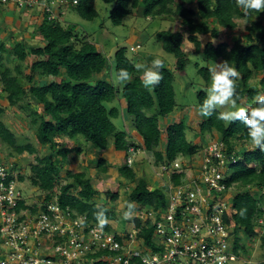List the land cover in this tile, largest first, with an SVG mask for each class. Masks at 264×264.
Instances as JSON below:
<instances>
[{
  "label": "trees",
  "instance_id": "1",
  "mask_svg": "<svg viewBox=\"0 0 264 264\" xmlns=\"http://www.w3.org/2000/svg\"><path fill=\"white\" fill-rule=\"evenodd\" d=\"M102 1L111 6L110 19L115 25H122L125 18L134 14L149 21L178 19L180 30H162L155 34L163 50L174 55V68L168 67L163 60L164 67L160 70L163 80L154 87H145L141 70L135 67L137 61L128 55L127 47L118 48L109 60L98 43L85 41L75 25H65L62 20H54L48 14L43 15V21L36 30L40 37L38 43H29L22 38L10 46L0 40V84L3 93L0 97L9 106L19 107L28 113L30 128L38 143L51 150L49 155L38 157L37 162L30 165L31 183L46 194V200L57 197L63 208H70L77 215H87L91 222L99 223L97 213H103L101 218L106 217L107 220L113 218L115 213L109 205L119 200V193L109 190L105 194L107 198H103L86 171L74 172L66 168L69 155L73 152L81 155L82 148H68L59 140L81 137L100 151L96 160L98 169L117 167L119 175L132 186L127 193L124 212H134L139 205L156 209L163 207L166 201L164 189L152 188L146 178H138L135 168L126 162L116 165L118 158H128L131 147L136 150L142 147L129 141V133L118 130L114 122L120 116V110L110 104L120 96L126 100V115L142 137L145 152L152 154L155 164L160 167L170 166L180 158L184 161L193 158L214 141H223L229 153L235 150V140L243 142L244 146L248 143L252 146L240 151L242 157L231 165L233 170L225 185L228 189H237L230 198L235 236L238 237L241 232L255 234L256 219L261 214L260 205L264 203V152L252 144L248 127L240 120L227 122L218 119L219 113L223 112L218 107L211 117L203 116L200 108L208 95L204 89L197 92L199 114L195 113L201 118L198 125L187 121L183 108L181 120L166 124L164 130L161 120L174 114L179 105L175 78L177 73H184L190 63L189 53L184 49L186 41L194 46L195 54H202L208 62L206 67L198 69L206 86L212 81L210 70L227 61L240 73V78L235 81L236 104L247 99L251 107L258 106L256 98L264 95V12L251 11L245 16L242 8L237 7L236 0ZM95 2L78 0V4L71 9L81 18L93 21L99 17ZM36 13H42V10L36 8L32 14ZM251 16L256 19L250 22L243 36L232 42L222 38L224 30L234 31L237 28L238 19ZM24 34L29 35L28 32ZM226 35L229 37V34ZM203 37L209 40L203 43ZM9 56L13 66L6 63ZM30 58L32 63L25 65ZM122 68L131 74V81L121 83L119 87L106 76L110 78L114 70L118 74ZM49 78L55 80L48 81ZM255 80L258 82L254 83ZM33 102L37 103L36 106ZM3 114L4 108L0 106V141L19 156L36 154L38 148L35 144L17 141L2 120ZM195 128L201 141L207 133L213 135L214 140L201 144L189 139L188 130ZM162 141L165 142L163 149ZM183 176L182 172H172V183L180 185ZM20 179L25 180L21 175ZM63 179L67 180L64 184L61 183ZM56 188H60L58 192ZM134 221L140 224L138 220ZM107 228H110L109 225ZM152 235V228L145 230L149 244ZM261 247L264 249V235Z\"/></svg>",
  "mask_w": 264,
  "mask_h": 264
},
{
  "label": "built area",
  "instance_id": "2",
  "mask_svg": "<svg viewBox=\"0 0 264 264\" xmlns=\"http://www.w3.org/2000/svg\"><path fill=\"white\" fill-rule=\"evenodd\" d=\"M76 4L78 0H0L1 6L39 8L54 20L56 10L66 12ZM140 48L131 46L132 51ZM135 151L129 150V166ZM199 155L200 163L195 155L160 167L162 176L182 172L181 184H167L163 207L139 205L130 218L133 229L125 235L111 232L109 223L100 228L87 215L63 208L57 197L30 203L18 186L14 165L0 162V264H236L242 253L225 181L242 155L236 148L229 153L223 141L211 142ZM193 169L195 175L188 176ZM260 208L255 235L261 239L264 203ZM150 228L151 244L145 237Z\"/></svg>",
  "mask_w": 264,
  "mask_h": 264
},
{
  "label": "rangeland",
  "instance_id": "3",
  "mask_svg": "<svg viewBox=\"0 0 264 264\" xmlns=\"http://www.w3.org/2000/svg\"><path fill=\"white\" fill-rule=\"evenodd\" d=\"M95 7L99 12V17L93 21H87L81 18L75 10L71 9L72 7H70L67 12L62 13H58L59 11L56 10L55 17L56 19L59 18L60 20H62L63 24L65 25H75L76 30H78L79 33L83 34L84 38H86V42L98 43V46L102 49L107 59L112 58L118 48L127 47L128 55L132 59L137 61V64H141L147 67L148 65H151L154 59L159 58L161 60H165L168 64V67L174 68L176 61L174 55L163 50L162 44L156 40L155 34L158 31L162 30H180L181 25L178 19H176L178 21H176L175 19L173 20L172 18H159L155 21L147 20L151 23H149L148 27H146L144 31H142L141 28H136V32L134 34L137 33L138 36L134 40L131 35L133 27L132 25L135 22L137 16L136 14L125 18L122 25H115L110 19V5L106 4L102 0H96ZM7 9H11V12L8 13L9 11ZM12 10H15L13 14ZM32 13L33 11L29 9L0 5V40L6 42L10 46H12L15 41H19L22 38H26V41L30 43H38L40 41V37L36 30L43 21L44 14L36 13L37 15H34L35 17H32ZM255 19L256 18L254 16H251L248 19H238L237 28L234 29V31L224 30V33H222V38L226 40L229 39V41L232 42L238 36H243L247 32V26L252 20ZM18 20H20V22ZM24 22L27 23V25L24 24ZM139 30H141L142 32H140ZM24 32H28L30 35L25 36ZM225 33L229 34V37H227ZM208 40V37L202 38L203 43H206ZM138 44L141 45L142 48L138 49L137 51H132L131 46H136ZM184 49L189 53L190 63L188 64L184 73L176 74L175 90L176 100L179 105L176 108L174 114L161 120L163 130V127L166 124L179 122L181 120V108L185 110V118L187 119V121H194L198 125L201 118L198 115L199 112L197 108V92L204 89L208 93V90L213 83L212 80L209 86H206L204 78L198 73V69L200 67H206L208 65L205 57L202 54H195L194 46L188 41L184 43ZM32 61L33 59L30 58L27 62H25V65H30ZM6 63L9 66L14 65V62L12 61V58L10 56L7 57ZM145 67L140 68L142 77H144ZM115 74L116 73L114 70L110 78L108 76L106 77L108 80L114 82L116 86L121 87L122 84L116 82L114 79ZM36 79L39 80V77L37 76ZM51 79L55 80V78ZM253 82L256 83L258 81L255 80ZM1 90L2 85L0 84V94ZM2 94L0 96H2ZM33 104L36 106L37 103L33 102ZM0 106L4 108V114L1 116V118L15 134L17 141L22 144L31 142L38 148V152L36 154L25 153L19 156L18 154H15L14 150L11 149L7 144L0 141V162L4 161L8 164L14 165L16 171L25 178L24 181L19 182V188L23 191L24 195L27 196L30 203L38 205L45 200L46 194L43 193L40 189L34 187L31 183L30 165L32 163H36L38 157L49 155L51 153V150L48 146H44L38 143L34 131L30 128V120L27 112H24L19 107L9 106L8 102L3 100V98L1 97ZM110 106L117 107L120 110V116L114 120L118 130L126 131L128 133L134 132L135 126L132 120L122 117L121 113L123 103L120 99V96L113 103H111ZM237 106L248 108L249 106H251V102L245 99L240 104H237ZM218 108L222 111L235 110L230 108V106ZM195 111L198 114L195 113ZM197 131L198 129L196 128L194 130H188V138L201 144L211 142L215 138L213 135L207 133L204 135V140L201 141V139H199V136L197 135ZM128 140L136 144H140L136 137L134 139V137L132 138L131 136H129ZM59 141L63 146H69L68 144H71L72 139L64 137ZM76 142L77 146L80 147H84V144L86 146L92 147L91 144L84 142L82 138ZM234 142L236 150L242 151L246 148H252L249 143L244 146L243 142L241 141L235 140ZM164 145L165 142L162 141L161 149L164 148ZM131 149L134 150L135 148L131 147ZM87 152V155L83 159L80 156L75 157L73 160L69 159L68 163L71 164L67 163L66 168H70L75 171L76 168L74 167V164H78L76 162H78L79 159H82L83 164H85L84 168L85 170H87L89 176L97 178V180H93L92 182L95 183V186H98L100 188L98 189V187H96L98 191L100 190L99 193L103 198H107L105 194L109 190L113 193H119V200L116 203H112L109 205V208L115 213V216L109 219L108 223L110 225L109 227L111 229V232L125 235L133 229V225L130 223V219H126L124 216L126 196L127 193L131 191L132 186L127 182L126 179V181L121 179V176L119 175V173H117V167L98 169L96 167V162H93L90 156L93 152L89 150H87ZM132 156L138 160V162L134 164V168L136 167V165H140L139 169L137 170V174L140 177H145L146 180L151 183L152 188H162L166 190L167 184L171 182V177L170 175H161L162 171L160 169V166L155 164V159L152 154L136 150L132 154ZM97 158L98 155L96 156V159ZM195 160L199 163L201 162L199 154L195 156ZM121 161L123 160H117L116 165L120 166ZM125 162L126 161H123V163ZM79 165H81V163ZM230 168L228 173H231L233 170L232 168ZM195 172L196 170L193 169L191 172H188V176L191 177L195 175ZM62 176L64 177V172L62 173ZM61 181L62 184L67 182V180L65 179ZM59 189L60 188H56V191L58 192ZM236 191L237 189L235 187L231 188L228 191L227 196L231 198ZM258 231L259 230H257V232ZM238 242L241 248L242 259L236 264H261L262 262H264V249H262L261 247V239L259 237H257L255 234L249 235L241 232L239 233L238 237H236V243Z\"/></svg>",
  "mask_w": 264,
  "mask_h": 264
},
{
  "label": "clouds",
  "instance_id": "4",
  "mask_svg": "<svg viewBox=\"0 0 264 264\" xmlns=\"http://www.w3.org/2000/svg\"><path fill=\"white\" fill-rule=\"evenodd\" d=\"M236 5L242 8L245 16L249 15L251 11L264 12V0H236ZM135 67L139 70L145 66L137 64ZM163 67L164 61L159 58L154 59L150 66L145 67L143 85L145 87L158 85L163 80L160 71ZM210 71L212 72L213 83L208 90L207 98L203 101L200 113L203 116L211 117L217 107L230 106V108L235 109L234 111L220 112L218 119L227 122L242 121L249 129L252 144L264 152V95L256 98L258 105L256 107H238L234 97L237 95L235 81L240 78L239 71L235 67H230L227 61L217 64ZM114 79L119 83L130 82L131 74L122 68L118 74L114 75ZM132 214L131 211H127L124 216L126 219H130ZM102 215L103 213L96 214L100 228L108 223L106 217L101 218Z\"/></svg>",
  "mask_w": 264,
  "mask_h": 264
},
{
  "label": "crops",
  "instance_id": "5",
  "mask_svg": "<svg viewBox=\"0 0 264 264\" xmlns=\"http://www.w3.org/2000/svg\"><path fill=\"white\" fill-rule=\"evenodd\" d=\"M11 8V7H10ZM8 10V9H7ZM6 11V10H5ZM9 12L8 13H10L11 12V9L10 10H8ZM15 10H12V14H13V12H14ZM67 12V11H66ZM32 17H35L34 16V14H32ZM174 20V19H173ZM176 20V19H175ZM15 21H17V20H15ZM19 22H20V20H18ZM176 21H178V20H176ZM31 23V22H30ZM136 23V24H135ZM149 23H151V22H148L146 19H143V18H141V17H138V16H136V20H135V22L133 23V27H132V38L135 40L136 38H137V33L136 34H134L135 32H136V28H141V30L142 31H144L145 30V28L146 27H148V25H149ZM24 24H26L27 25V23H25L24 22ZM135 26V27H134ZM28 28V27H27ZM141 30H139L140 32H142ZM30 35V34H29ZM26 39V38H25ZM30 43V42H29ZM51 81V80H53V79H51V78H49L48 79V81ZM120 99H121V101H122V103H123V106H122V117L123 118H127L128 119V116L126 115V107H127V103H126V100L124 99V98H122V97H120ZM129 136H131L132 138L134 137V139H135V137L137 138V140L140 142V144H138V145H140V146H142L141 148H139V149H137V150H139V151H142V152H144L145 153V150H144V148H143V139H142V137L140 136V134L137 132V131H134V132H131V133H129ZM64 138V137H63ZM66 138V137H65ZM79 139H81V138H77V139H72V142H71V144H68L69 146H66V147H68V148H77V147H80V146H77V142L76 141H78ZM85 147V148H84ZM84 147L83 146H81V148H82V153H81V155H78V154H76V153H71L70 155H69V157H68V160L69 159H71V160H73L75 157H82V159L87 155V150H89V151H92L93 153L90 155L91 156V159H92V161L93 162H96V156L97 155H99V150L98 149H95V148H93V147H89V146H86L85 144H84ZM90 153V152H89ZM44 157V156H43ZM135 158V157H134ZM78 160V162H76V163H78V164H74L75 166V168H76V170L74 171V172H82V171H86L87 172V170H85V168H84V165L85 164H83V160ZM123 160V161H126L124 158H118L117 160ZM123 161H121V165H123L124 163H123ZM138 162V160L135 158V160H134V164L135 163H137ZM67 163H68V161L66 162V165H67ZM81 163V165H79ZM68 164H71V163H68ZM134 164H133V167H134ZM120 165V166H121ZM139 167H140V165L138 164V165H136V167H135V171L137 172V170L139 169ZM70 169V168H69ZM70 170H72V169H70ZM73 171V170H72ZM117 173H119V171H118V169H117ZM87 176L88 177H90L89 176V174H88V172H87ZM92 177V176H91ZM137 177L138 178H140V176L137 174ZM93 178V177H92ZM95 178V177H94ZM92 179V181L93 180H97V178H95V179ZM121 179H123L124 181H126L124 178H122L121 177ZM93 183V185H94V187L96 188V187H98V186H95V183L94 182H92ZM150 186L152 187V185H151V183H150ZM97 189V188H96ZM98 189H100L99 187H98ZM100 191V190H99ZM126 198H127V196H126ZM126 205V204H125ZM125 205H124V208H125Z\"/></svg>",
  "mask_w": 264,
  "mask_h": 264
}]
</instances>
